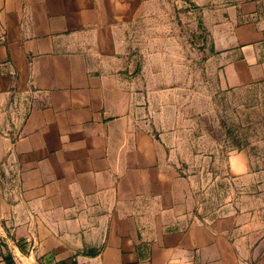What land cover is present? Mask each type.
I'll return each mask as SVG.
<instances>
[{
	"label": "crops",
	"instance_id": "obj_1",
	"mask_svg": "<svg viewBox=\"0 0 264 264\" xmlns=\"http://www.w3.org/2000/svg\"><path fill=\"white\" fill-rule=\"evenodd\" d=\"M181 17L264 96V0H0V264H264V136L212 215L166 141L147 67Z\"/></svg>",
	"mask_w": 264,
	"mask_h": 264
},
{
	"label": "rangeland",
	"instance_id": "obj_2",
	"mask_svg": "<svg viewBox=\"0 0 264 264\" xmlns=\"http://www.w3.org/2000/svg\"><path fill=\"white\" fill-rule=\"evenodd\" d=\"M194 22L181 17L178 28L154 45L157 61L147 69L161 79L148 82L173 91L164 96V124L174 123V137L166 141L174 144L181 174L195 180L197 211L212 215L235 199V182L225 176L226 158L238 147L259 144L264 136V96L258 90L221 87L204 32Z\"/></svg>",
	"mask_w": 264,
	"mask_h": 264
}]
</instances>
